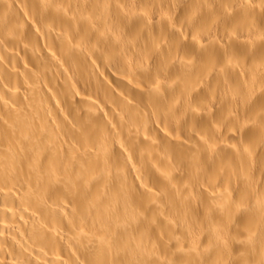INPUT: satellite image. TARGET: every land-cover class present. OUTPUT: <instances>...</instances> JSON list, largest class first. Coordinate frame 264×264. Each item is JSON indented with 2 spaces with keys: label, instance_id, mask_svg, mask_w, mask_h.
Segmentation results:
<instances>
[{
  "label": "bare ground",
  "instance_id": "1",
  "mask_svg": "<svg viewBox=\"0 0 264 264\" xmlns=\"http://www.w3.org/2000/svg\"><path fill=\"white\" fill-rule=\"evenodd\" d=\"M0 264H264V0H0Z\"/></svg>",
  "mask_w": 264,
  "mask_h": 264
}]
</instances>
